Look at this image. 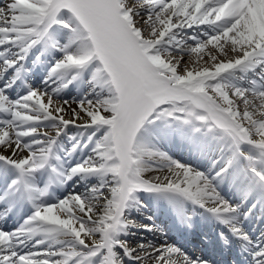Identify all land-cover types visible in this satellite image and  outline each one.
Instances as JSON below:
<instances>
[{"label": "snow or ice", "instance_id": "obj_1", "mask_svg": "<svg viewBox=\"0 0 264 264\" xmlns=\"http://www.w3.org/2000/svg\"><path fill=\"white\" fill-rule=\"evenodd\" d=\"M217 253L264 264V0H0V264Z\"/></svg>", "mask_w": 264, "mask_h": 264}, {"label": "bare ground", "instance_id": "obj_2", "mask_svg": "<svg viewBox=\"0 0 264 264\" xmlns=\"http://www.w3.org/2000/svg\"><path fill=\"white\" fill-rule=\"evenodd\" d=\"M213 54H217V53H213ZM174 55H175V53H174ZM190 57V59H189V64H191V66L190 67H195V66H197V65H195V63H194V61H195V56L193 55V56H189ZM188 57V58H189ZM180 57L179 56H177V59H179ZM205 58H207V62H203V61H201V64L202 65H204V66H207V65H209V64H211V61L209 60V58L207 57V56H205ZM221 59H224V57H220ZM38 82V81H37ZM236 102L238 103V104H240V107H241V109H243V104H242V102L239 100V99H237L236 100ZM73 106H75V105H73ZM46 131H48V130H46ZM72 131H74V130H70V132H69V134L71 133L72 134ZM151 213V212H150ZM156 216H157V218H156V223L159 225H162L161 226V228H164V230L166 229V228H168V231H167V235H169V234H171V230H172V234L171 235H176V233H175V231L177 232V234H178V237L177 236H175V238H176V240L178 239L179 241L180 240H183L184 238H186L187 236L189 237V238H193V240L194 241H197V240H199V236L198 235H196V234H192V235H189V234H187V233H185L184 231H183V229L182 228H180V227H178V226H175L173 223H172V221L170 220V218L166 215V214H164V213H157L156 214ZM166 219L167 220H169L167 223H168V225L167 226H165L164 225V222H161L162 220H165L166 221ZM162 223V224H161ZM253 225H255V227L256 228H258V224H257V222H255ZM9 228H11V227H13L14 225H13V223H11V222H9V224L7 225ZM174 228V229H173ZM158 238H161L162 240L164 239V237H163V235H158ZM138 239V238H137ZM215 256L216 257H218V258H220L219 260V263L220 264H223L224 263V261L225 262H230V260L231 259H233L234 257H233V255H231V254H225V255H220L219 253H217V254H215ZM220 256V257H219ZM217 259V258H216ZM218 260V259H217ZM218 263V264H219Z\"/></svg>", "mask_w": 264, "mask_h": 264}, {"label": "rangeland", "instance_id": "obj_3", "mask_svg": "<svg viewBox=\"0 0 264 264\" xmlns=\"http://www.w3.org/2000/svg\"><path fill=\"white\" fill-rule=\"evenodd\" d=\"M188 57H189V56H185V57H184V59H185L186 61H188V63H187L186 66H187L188 68H192V67H190L191 64H189V59H190V57H189V58H188ZM202 61H203V62H207L208 60H207V58L204 57V59H203ZM189 65H190V66H189ZM37 83H38V82H37ZM46 130H48V129H43V128L41 129V131H46ZM69 135H71V133H70ZM149 214H152V213H149ZM133 218H134V219H140L139 217H137V216H135V215H134ZM168 221H169V220L166 219V221H165V220H162L161 222H164V225L167 226V225H168V223H167ZM145 222H146V221H145ZM161 224H162V223H161ZM159 226L161 227L162 225L159 224ZM173 229H174V228H173ZM165 231L167 232V231H168V228H166ZM175 233H176L175 236L178 237V234H177L176 231H175ZM171 234H172V230H171ZM171 234H169L168 236H172L173 239H175V236H174V235H171ZM139 235H140V234H138L137 238H139ZM142 235H143L145 238H147V239H152V234H150V233H143ZM158 235L160 236L161 234H159V233L156 234V236H157V240H162L161 238H158ZM168 239H169V242H171V241H170L171 239H170L169 237H168ZM201 246H202V245H201Z\"/></svg>", "mask_w": 264, "mask_h": 264}]
</instances>
